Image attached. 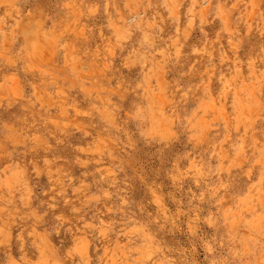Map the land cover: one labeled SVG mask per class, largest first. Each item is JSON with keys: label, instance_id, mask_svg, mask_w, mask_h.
Masks as SVG:
<instances>
[{"label": "rangeland", "instance_id": "374dc122", "mask_svg": "<svg viewBox=\"0 0 264 264\" xmlns=\"http://www.w3.org/2000/svg\"><path fill=\"white\" fill-rule=\"evenodd\" d=\"M0 264H264V0H0Z\"/></svg>", "mask_w": 264, "mask_h": 264}]
</instances>
